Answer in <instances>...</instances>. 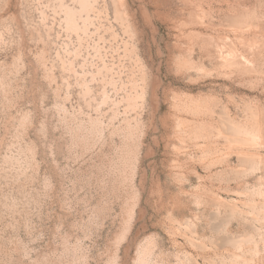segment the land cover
<instances>
[{
	"label": "rangeland",
	"instance_id": "374dc122",
	"mask_svg": "<svg viewBox=\"0 0 264 264\" xmlns=\"http://www.w3.org/2000/svg\"><path fill=\"white\" fill-rule=\"evenodd\" d=\"M66 8L0 0V264H264V0H96L86 31Z\"/></svg>",
	"mask_w": 264,
	"mask_h": 264
},
{
	"label": "bare ground",
	"instance_id": "6f19581e",
	"mask_svg": "<svg viewBox=\"0 0 264 264\" xmlns=\"http://www.w3.org/2000/svg\"><path fill=\"white\" fill-rule=\"evenodd\" d=\"M118 1V5L121 7L123 6L124 4V0H117ZM95 2L96 0H77V3L79 5V9L78 10H71V9H68L66 8V22H67V27L72 29V30H75V31H78L79 29H82L84 31H86L88 29V20L90 19V13L91 12H95L96 8H95ZM118 12V11H117ZM116 13V12H115ZM79 15V18L81 19L82 21V24H83V27H80L79 24L77 23L76 21V15ZM82 14H84L85 16L82 17ZM119 14V12L117 13V15ZM116 15V14H115ZM116 15V16H117ZM248 16V15H247ZM243 17V16H242ZM241 17V18H242ZM255 18V17H254ZM249 19V18H248ZM247 19V20H248ZM251 19V18H250ZM241 20V19H240ZM246 20V21H247ZM252 20V19H251ZM245 22V21H244ZM254 22V21H253ZM238 23V22H237ZM240 23V22H239ZM243 23V22H242ZM244 24V23H243ZM246 24V23H245ZM251 24V23H250ZM241 25V23H240ZM257 25V24H256ZM244 27V25H241ZM247 26V25H246ZM245 26V28H246ZM249 26V25H248ZM252 26V25H251ZM235 27V26H234ZM254 27V26H253ZM240 28V27H239ZM248 28V27H247ZM252 28V27H251ZM244 30V29H243ZM250 30V29H249ZM197 31V30H196ZM259 31V29H258ZM254 32V31H253ZM202 33V32H201ZM251 33V32H250ZM263 33V32H261ZM211 35V34H210ZM235 35V38H236V41H237V44L238 46L240 47H243L244 48H248L250 46H254L256 44V42L258 43V41L255 40V37L254 38H249L251 36H253V34L250 36H246V34L244 33H237L234 34ZM246 37H245V36ZM257 36V35H256ZM262 36V35H261ZM220 37V36H218ZM225 37V36H224ZM227 37V36H226ZM264 37V36H263ZM215 39V37H214ZM225 39V38H224ZM223 40V39H222ZM228 40V39H227ZM214 41V40H213ZM216 41V40H215ZM225 41V40H223ZM232 41V40H231ZM207 42V41H206ZM221 42V41H220ZM230 42V41H229ZM211 43V42H210ZM231 43V42H230ZM229 43V44H230ZM235 43V42H234ZM215 46L219 47L217 48L218 49V53H220V55L224 54L227 55V56H232L233 57V61L238 63V64H242L243 62H247L248 59L247 57H245L243 55L242 52H238V47H236L235 45H231V46H228V45H224V44H221V43H218V40L217 42L214 43ZM262 46V45H261ZM189 48V47H188ZM196 49V48H195ZM245 50V49H244ZM215 51V50H214ZM243 51V50H242ZM255 52L256 51H259V50H254ZM262 51V50H261ZM253 52V51H252ZM251 52V53H252ZM260 52V51H259ZM257 52V54L259 53ZM217 53V54H218ZM256 54V53H255ZM252 57V56H251ZM250 57V58H251ZM189 59V58H188ZM190 60V59H189ZM225 60H226V57H225ZM185 61V60H184ZM251 60H249L250 62ZM183 62V61H181ZM180 62V63H181ZM189 62V61H188ZM229 62V61H228ZM231 62V61H230ZM185 63V62H184ZM183 63V64H184ZM187 64V63H185ZM229 64V63H227ZM245 64V63H244ZM243 64V66H244ZM190 65V63H189ZM193 65V64H192ZM231 65V64H229ZM250 67V66H249ZM213 92V91H212ZM188 95V94H187ZM190 95V94H189ZM186 96V95H185ZM105 97V96H103ZM142 99L143 98V95H136L134 97H128L126 99V102H127V107L129 108H132V109H136L137 107V104H138V100L139 99ZM214 98V97H213ZM177 99V98H176ZM214 100V99H213ZM212 103V102H211ZM175 108L178 109V111H181V112H184L188 115H206V111H207V107H208V104H207V100L206 98L203 99V98H195L193 96H186L185 99H182V98H178L177 100H175ZM252 108V107H250ZM258 108V107H257ZM210 110V109H209ZM176 111V110H175ZM210 112V111H209ZM256 114V112H255ZM255 119V118H254ZM126 120V119H125ZM194 120V119H193ZM197 121V119H196ZM126 126H125V130L127 131L128 134H133V131L136 129L137 127V122L135 124H131L129 122V120L127 121L126 120ZM253 123V122H252ZM255 123V122H254ZM180 125L181 127L183 128V132L187 133L189 136H191V138L193 139H198L199 137H202L204 136L205 134H207V127L204 123H195V124H190V122H188L186 119H181L180 120ZM256 125V124H255ZM259 125V123L257 124ZM256 125V126H257ZM91 126L93 127V130H98L99 128V123L96 119H91ZM254 127L251 134V140L252 141H255L257 139V136L259 135L258 133V127ZM260 128V127H259ZM245 129V128H244ZM251 129V128H250ZM237 130V129H236ZM241 130V129H240ZM233 131V130H232ZM239 132V131H238ZM250 132V131H249ZM235 133V132H234ZM238 134V133H237ZM248 134V133H247ZM242 136V134H241ZM246 137V136H245ZM204 138V137H202ZM201 139V138H200ZM206 139V137L204 138V140ZM247 141V140H246ZM252 143V142H251ZM250 143V144H251ZM99 145V144H98ZM102 146V145H101ZM205 152V151H204ZM207 153V152H206ZM205 153V154H206ZM128 154V153H127ZM135 152L134 154H128V156H132L131 158L135 157ZM106 157V155H105ZM108 157V156H107ZM110 160V159H108ZM109 163V162H108ZM110 164V163H109ZM107 165V164H106ZM108 166V165H107ZM101 174V173H100ZM120 174V173H118ZM99 176V175H98ZM108 178V177H107ZM116 178V177H115ZM109 179V178H108ZM117 179V178H116ZM116 183V182H115ZM104 184V183H103ZM112 185H114V183H112ZM111 185V186H112ZM118 186V184H116ZM107 187V186H106ZM109 187V186H108ZM122 187V186H119V188ZM110 188V187H109ZM118 188V187H117ZM123 188V187H122ZM125 188V187H124ZM116 189V188H115ZM117 191V190H116ZM121 191V190H120ZM111 193L113 191H110ZM115 193V191H114ZM116 194V193H115ZM131 201V200H130ZM128 202V201H127ZM128 205H130L129 203H127ZM127 207V206H126ZM127 212V210H126ZM128 212H129V218L131 217V215L133 214V206H129V209H128ZM120 227V226H119ZM119 234V233H118ZM116 235L115 234V237L116 236H119V235ZM114 237V238H115ZM149 250H150V247L149 245L147 247H144L143 250H142V256H141V259H146L147 257V254L149 253Z\"/></svg>",
	"mask_w": 264,
	"mask_h": 264
},
{
	"label": "snow or ice",
	"instance_id": "6c2138e0",
	"mask_svg": "<svg viewBox=\"0 0 264 264\" xmlns=\"http://www.w3.org/2000/svg\"><path fill=\"white\" fill-rule=\"evenodd\" d=\"M21 264H27V261L25 260V261L21 262Z\"/></svg>",
	"mask_w": 264,
	"mask_h": 264
}]
</instances>
